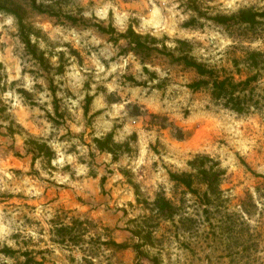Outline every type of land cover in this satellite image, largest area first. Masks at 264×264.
<instances>
[{"label": "rangeland", "instance_id": "1", "mask_svg": "<svg viewBox=\"0 0 264 264\" xmlns=\"http://www.w3.org/2000/svg\"><path fill=\"white\" fill-rule=\"evenodd\" d=\"M130 27L138 53L121 37ZM215 77L244 112L213 97ZM109 133L116 161L93 141ZM198 156L223 170L217 193L190 166ZM170 173L194 174V191ZM99 175L134 203L97 205L84 187ZM65 211L92 220L96 264H264V0H0V251L86 264L51 241ZM108 236L128 248L99 247Z\"/></svg>", "mask_w": 264, "mask_h": 264}, {"label": "trees", "instance_id": "2", "mask_svg": "<svg viewBox=\"0 0 264 264\" xmlns=\"http://www.w3.org/2000/svg\"><path fill=\"white\" fill-rule=\"evenodd\" d=\"M251 16L245 17L244 21H250ZM23 26V24H21ZM102 28V27H100ZM113 30V29H112ZM105 31V29H103ZM122 38L127 39L128 43L131 47L132 51L140 52L142 48H145L144 43L142 42V37L138 35L135 30L130 27L125 34L121 35ZM156 39H153L155 41ZM184 64L189 67H193L197 70V72L202 76H207L208 74H212V71L205 69L203 65H200L196 62L189 60L187 57L182 58ZM232 84V81L229 78L220 79L215 77L213 81V97L216 100H226V105L237 111L244 112L245 103L240 97H233L232 92H229L228 87ZM232 104L230 105V103ZM88 113V109L86 110ZM94 143L97 148L102 152H107L113 155L114 160H117V149L121 148L123 145L114 141L113 133H109L104 139L94 138ZM29 144L37 146L40 151H47L49 156H53L50 148L46 143H40L37 140L30 139L28 141ZM211 163V165L209 164ZM209 164V165H207ZM190 166L197 170V174L200 176V180L203 184L207 185L208 191L218 192L219 191V183L220 179L223 175V170L219 169V164L215 163L213 159L209 156H198L195 160L190 163ZM171 179L175 182L181 183L189 190H193L194 185V174L192 173H182L175 174L170 173ZM104 180V179H103ZM156 204L160 206L163 210H172V205L166 199L158 198ZM63 213V212H62ZM65 216L62 218L60 216H55L51 220V233L54 239L51 241L55 244L63 245L66 247H79L81 251L84 253V261L86 264H96V259L98 258L96 248L85 249V245L89 242L86 240L88 237V228L89 225L92 224V220L90 218H79V217H69V211L64 212ZM67 219L70 220L67 222ZM105 231H110L109 228H103ZM92 240V239H91ZM99 247H107V248H117V249H127L128 245L125 243H118L112 236H108L106 240H101L98 238ZM0 253L4 254L7 257L15 258L17 255H21L23 257V261L17 260L15 264H46L45 258L40 260L36 259L31 252L29 251H18L13 250L8 247L2 249ZM6 264V263H4Z\"/></svg>", "mask_w": 264, "mask_h": 264}, {"label": "crops", "instance_id": "3", "mask_svg": "<svg viewBox=\"0 0 264 264\" xmlns=\"http://www.w3.org/2000/svg\"><path fill=\"white\" fill-rule=\"evenodd\" d=\"M34 126V125H33ZM101 158L107 160V161H111V157L110 155L106 154V153H102ZM31 163V156H25L24 158H22L20 165L23 167L24 165L27 164V162ZM88 180L85 179V190H88L86 186L91 185L93 186V191L91 192H87L85 195H87L90 199L92 197V199L95 200L97 205H101L104 206V203H108L110 206H115V207H120L123 206L124 204H128V203H134V192L132 191L131 187L123 182V181H119L116 182V180H119L118 178L112 177V178H108V185H106L105 183H101L103 180V175H99L96 177H92V179L87 178ZM116 182V183H114ZM102 188L111 190L110 192L107 191L105 194L102 193ZM89 191V190H88ZM111 196V197H109ZM69 198V194L68 191L67 192H60L57 200H61L66 202L67 199ZM96 212L100 211V210H95ZM94 211V212H95ZM101 212V211H100Z\"/></svg>", "mask_w": 264, "mask_h": 264}]
</instances>
